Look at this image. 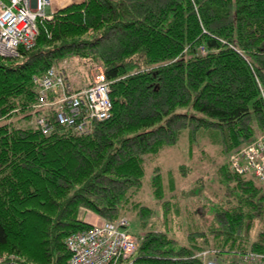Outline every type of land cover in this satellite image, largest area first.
Here are the masks:
<instances>
[{
	"label": "trees",
	"instance_id": "1",
	"mask_svg": "<svg viewBox=\"0 0 264 264\" xmlns=\"http://www.w3.org/2000/svg\"><path fill=\"white\" fill-rule=\"evenodd\" d=\"M36 24L33 48L0 57L2 264H68L67 237L91 227L81 209L108 222L138 218L134 254L114 264H202L194 255L204 249L264 254V184L228 166L264 132V0H82ZM69 66L88 85L98 66L109 82L110 117L84 133L58 124L53 108H35L34 79L49 68L77 90ZM181 139L188 158L199 146L223 157L214 172L221 194L199 177L183 208L166 194L192 168L156 163ZM144 185L159 219L140 197Z\"/></svg>",
	"mask_w": 264,
	"mask_h": 264
},
{
	"label": "built area",
	"instance_id": "2",
	"mask_svg": "<svg viewBox=\"0 0 264 264\" xmlns=\"http://www.w3.org/2000/svg\"><path fill=\"white\" fill-rule=\"evenodd\" d=\"M0 0V57L13 58L20 50H30L38 34L37 20L52 19L57 10L79 0ZM194 3L196 0H190ZM201 55L206 52L203 48ZM38 101L35 108L49 107L55 111V121L74 131L84 133L90 121L110 117L111 101L109 82L101 71L93 74L90 86L73 92L63 72L53 67L35 78ZM261 89V88H260ZM59 94L48 100L49 93ZM264 103V91L261 89ZM44 134L51 130L44 118L36 120ZM229 168L237 174L249 175L264 184V132L251 143L229 157ZM66 246L71 255L68 264H114L127 260L137 247V240L127 230V221H101L91 228L67 237ZM202 264H264V254L235 253L221 258L215 250L204 249L194 255ZM3 257H0L2 264Z\"/></svg>",
	"mask_w": 264,
	"mask_h": 264
},
{
	"label": "rangeland",
	"instance_id": "3",
	"mask_svg": "<svg viewBox=\"0 0 264 264\" xmlns=\"http://www.w3.org/2000/svg\"><path fill=\"white\" fill-rule=\"evenodd\" d=\"M69 1L70 0H67L66 2ZM69 4L65 6H68ZM65 6L61 8H64ZM61 8H59L58 10H61ZM91 34L92 33L90 32L88 35L86 34L83 38H88ZM62 66L68 67L67 64L65 63ZM70 68L71 67L69 66V72H70L69 76L71 78V83L72 85H75V87L77 84L78 87L79 86L78 84H80L81 80H84L81 79L80 77L84 75L82 74V71L78 68H75V66H72L74 72L71 71ZM99 69L101 68L98 66L92 68L89 72L90 74L89 76L95 74L97 71H99ZM201 143L204 144L203 141H201ZM199 147H197V149H194L193 151L194 154L190 158H188L186 143L183 139H181L178 145L166 149L160 155L159 159L156 162L157 164H162L163 170H172L173 172L177 170L178 165L183 163L187 164L192 168L186 180L178 183L173 193L169 192V194L168 193L166 194V199L171 198L172 200H175L176 198L178 205L180 207L182 206L181 208H183L184 205L190 206L194 201L193 198H195V196L191 191L194 189L195 182L197 181V179H199V177L202 179V183H204L206 190H211V191L217 190L216 192L217 195L219 196L221 194L217 180L214 177V172L216 170L217 165L220 163L223 157L217 154L216 149L214 147L211 146H202V148ZM200 157L201 159H199ZM149 171L150 168L147 169V173L144 177L145 182H147L150 177ZM140 197L144 204H147L154 209V214L152 219L153 220L159 219L160 218L159 204L155 202V200L151 196L150 189L147 187V185H144ZM125 218L127 219V223H128L127 225L128 232L131 235L138 236L139 234H141V232H143L139 224V220L134 214H128L127 216H125ZM182 234H180L181 241L185 237L184 236L185 230L183 231Z\"/></svg>",
	"mask_w": 264,
	"mask_h": 264
},
{
	"label": "crops",
	"instance_id": "4",
	"mask_svg": "<svg viewBox=\"0 0 264 264\" xmlns=\"http://www.w3.org/2000/svg\"><path fill=\"white\" fill-rule=\"evenodd\" d=\"M88 82H80V84H78L79 86L76 87L77 89L79 88H83V87H86L88 86L87 84ZM77 86V84H76ZM79 215H80V218L83 219V221H86L88 223H99L101 218L96 216L95 214H93L92 212L90 211H87V210H84V209H81L80 212H79Z\"/></svg>",
	"mask_w": 264,
	"mask_h": 264
}]
</instances>
